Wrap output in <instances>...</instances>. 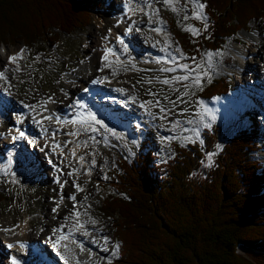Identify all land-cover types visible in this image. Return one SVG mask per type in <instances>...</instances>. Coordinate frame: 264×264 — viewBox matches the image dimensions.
<instances>
[{
	"label": "trees",
	"instance_id": "1",
	"mask_svg": "<svg viewBox=\"0 0 264 264\" xmlns=\"http://www.w3.org/2000/svg\"><path fill=\"white\" fill-rule=\"evenodd\" d=\"M208 32L183 34L169 22L188 57L222 53L225 45L251 24L264 22V0H202ZM97 0H0V46L17 42L30 50L40 43L53 48L60 35L85 31ZM202 28L201 23H197ZM44 48L39 50L43 54ZM191 60V59H190ZM231 86L211 78L200 99L211 101ZM237 132L206 167L207 154L220 144L222 129L212 125L198 143L176 145L167 163L151 150L132 162H118L115 182L102 208L115 222L119 257L113 264H264V167L253 154L264 143L257 122ZM202 161L204 163H202ZM8 199L0 191V205ZM254 252L251 257L238 248Z\"/></svg>",
	"mask_w": 264,
	"mask_h": 264
},
{
	"label": "rangeland",
	"instance_id": "2",
	"mask_svg": "<svg viewBox=\"0 0 264 264\" xmlns=\"http://www.w3.org/2000/svg\"><path fill=\"white\" fill-rule=\"evenodd\" d=\"M97 1L101 4L98 8H94L95 11L91 13L90 26L85 31H75L70 36L63 34L60 35V42L53 48L45 47L42 43H40V45L30 50L23 44V42H17L12 46H0V52L4 53V58H7L6 52H4L7 49L15 52L19 50L22 45H24V49L26 50L24 58L18 61L20 70L15 71V65H13L9 71L11 78L10 90H12L14 96L17 97L16 101L18 105H20L21 102H24L27 106L43 108L44 106L46 107L47 105H51L55 98L58 102L56 104L57 106H66L69 110L72 109L71 105L75 101L73 98L68 101L69 94H67V90H72V86H67V79L73 78L74 75L83 67L90 65L95 52L97 49L100 50L98 41L101 42L103 46L105 44L103 42L105 41V38L107 37L111 39L110 36L113 35L121 25H123L122 23L125 22L124 15L121 14L117 0ZM153 1L156 0H152V2ZM158 1L160 6H162V12H164L165 20L168 22H174L179 32L192 35L191 31H185V28L189 25L199 29L197 23H201L200 21L192 18L188 20L183 19L185 15L184 0H179V3L175 4V12L171 10V7H166L162 0ZM158 7L159 6L152 3L153 10H151V19L158 18L157 16L159 12L156 11ZM187 8L190 9L191 5H187ZM142 17L146 20L139 19L138 22L142 25L139 28L140 30L138 31V36L136 38L140 40V43L144 47L151 46L155 49L159 48L158 44L153 43V33L155 32L151 30L154 29V25H152L153 21L149 20V16ZM162 21L158 19L157 23L159 22L162 26L170 28V30L167 31L168 33L164 35L174 37L172 28L166 23V21ZM102 26L104 28H102ZM250 29V32H240L238 36L229 43L241 47L240 51L243 52V44L245 43L243 38L257 35L260 40L255 43L253 47L257 45L258 49L261 48L260 53L264 60V48L261 47L264 43V22L262 21L259 24L252 23ZM173 40L174 50H167L172 46L170 39L165 42V45H163L164 50H160L161 52L165 51L164 53L167 54L165 60H168L169 64H166L165 66H160L159 64H142L138 65V68H135L134 71L129 74L122 73L124 68L118 67L117 69L120 71L118 77L110 79L112 78V71H108L106 72V75L109 76V79L103 78L104 81L107 80L105 85L108 82H112L113 85L122 86L125 90H127V93L132 92L136 94L139 100L137 106H135L139 109L137 113H141V105H144L146 109L144 117L146 116L149 118V112L152 113L151 117H153V120H156L158 124H162L160 128L159 125H154L161 129L160 132L151 125L149 132H147L148 134L146 133L141 135L139 124H135L136 127L130 131L131 129L125 130L118 128L120 126H129V124L125 121L116 123L118 127L115 124L111 125L107 121L108 125L106 126L111 129L114 128V131L117 132L120 137H123L120 139L112 136L108 132H105L100 127H95L97 131L94 136L89 137L88 139H86V137L84 138L87 145L84 153L86 152L85 155L89 157V159L95 161V164H93V162L91 163L92 166L95 167V172L89 175L86 174L83 178L84 180L77 179L75 177L74 173L76 171L73 172L69 170L72 166L66 168L67 177L63 180L61 178L60 169L55 165L49 164L51 163V160L48 159L49 157H44L45 154L42 153L46 148L44 145H38L37 148L39 149L36 152L26 150V153H20V156L14 157L15 161L20 163L16 167L5 166L4 164L3 167L2 164H0V191H2L8 199L0 205V222H4L5 220L8 222L10 219L11 226L9 229L14 228L15 231L19 233L18 238L20 241L30 242V238L34 233L39 238H36L33 241L37 246H40L45 238L44 235L47 233L45 232L44 235H39L38 232H40L43 228H47L49 231H52L55 227H59L60 223L66 221L65 218L70 217L71 214L73 215L74 211L77 212L73 209V206L74 204L76 206L78 201L74 202V200L68 199V197L75 196L76 194L83 192L80 198L82 201L87 200L86 203L88 202V204L86 207L89 208L91 215L94 216L92 217L91 215L86 214L87 219L92 223L95 222L93 223L94 225H99L100 227L98 229H101L104 236L109 238V243H104L102 247L106 248L105 246H110V248H107V252L103 251L106 255V257L103 256L105 261L104 264H108L109 260H111L113 264V262L118 259L117 257L112 256V252L115 251L113 246L116 244V221L113 218H108L106 214L102 213V208L104 207L103 201L108 195H116V192L114 188H111V185L115 182V172H113V170L118 162H132L142 151L148 152L142 149L143 144L146 149L151 150L157 157V163L169 162L174 156L173 149L176 145H180L182 147H187L190 144L192 145V143H189L184 146L180 137H195V131H192L194 128L193 125L187 127L189 131L178 133L176 138L172 141H164V139H162L161 132L163 130H168L171 123L176 122V119H179L181 122H186L189 119H196L198 124L195 127L200 129L201 139H203V132L208 129L203 127V125L211 124V126H219L222 129L220 145L223 146L237 132L250 128V126H254L250 122V116H252L253 120L257 122V127L261 133V141L264 143V106H258L255 103L243 102L242 105L240 104V106L236 109L234 108V110L233 108H230L224 111L212 110L206 112L205 101L201 100L199 97L203 89L208 84L207 80L203 81L202 88H193L190 84L189 89H185L181 83L171 82L173 77L185 74L179 71L177 65L171 61V57H176L179 63L189 64L195 67L193 62L182 53L178 46V42L174 38ZM93 41L97 49L92 48L94 46ZM249 46L250 45L248 43L246 46L248 50L247 58L251 59L252 64L244 62L242 70L237 68V65L241 62L239 57L230 56L233 59L231 58L232 60L229 59L225 62L228 57L225 52V47L222 55L212 57L211 68H209V56L207 55L209 52H201L200 58L196 59V62L211 78H226L231 86V93L245 92L247 90L244 86L250 81V76L246 73H249L248 69H251L250 66L253 65L256 70H258V74H262L264 72V64L262 62L257 63L261 60V58H258V61L254 60L256 57L251 54L252 49L254 48L252 47L250 49ZM42 48H44L45 52L40 54L39 50ZM177 49H179V51H177ZM172 67H176L177 70L172 72L160 71L162 68ZM94 70L97 71L96 68ZM225 71H228V73L226 74ZM165 79H168L170 83L167 85L163 84L162 81ZM244 79L246 80L244 81ZM145 80H151V83H146ZM237 81H240V83ZM243 81L244 84H242ZM10 84L6 82L5 86L7 87ZM185 91H189L190 94L184 96L185 102L181 103L179 98ZM149 92L154 93L155 95H150ZM133 96L135 98V95ZM51 97H53V99ZM165 97H167V99H165ZM74 98L78 99V97ZM216 99H214V101H216ZM157 100H159V104L156 103ZM169 100L177 101L175 108H173V105L169 103ZM24 104L21 103V105ZM161 108L170 110L165 119H160L161 116H164V113L160 112ZM184 109L187 111L184 112V114H181ZM0 112V156H6L7 152L8 154L15 152H10L8 150L15 145L14 141H12V144L10 142L12 139L11 135H14L18 131L15 130L14 122L17 111H15V108L11 106L9 102L6 104L0 102ZM203 113H205V116H203ZM213 115L215 116V120L211 119V116ZM31 123L33 124L32 120ZM119 131L121 133L123 132V134ZM141 133L144 132L142 131ZM133 141H135V143H133ZM27 145L30 147L29 142ZM58 146L59 145L56 147ZM28 156L30 157L29 159L26 158ZM63 156L64 155H62V157ZM253 156L254 160L259 161L261 166L264 167V146H262L259 152L253 154ZM77 185H79L82 190L78 191L76 187ZM67 187L70 188L69 194L64 193V189ZM85 191L87 192L84 193ZM65 201L72 203L67 208V215L60 218L58 212L63 211ZM54 208L57 209L56 212H53ZM94 211L96 216L94 215ZM33 220L37 222L35 226L30 225V221ZM57 220L61 222L57 223ZM51 222L52 225L54 224L52 229L49 227ZM104 230L106 231L104 232ZM20 231H22V233ZM7 235H10L8 234V231L0 229V259H6L7 248L5 245L7 246ZM111 235L113 236V242L111 241ZM42 249L49 257L53 258L54 254L52 252L47 250L45 247H42ZM238 249L239 253L246 257H251V255L254 254V252L249 251L246 248L241 247ZM1 250L5 253H1ZM0 263L2 262L0 261Z\"/></svg>",
	"mask_w": 264,
	"mask_h": 264
},
{
	"label": "bare ground",
	"instance_id": "3",
	"mask_svg": "<svg viewBox=\"0 0 264 264\" xmlns=\"http://www.w3.org/2000/svg\"><path fill=\"white\" fill-rule=\"evenodd\" d=\"M126 0H117V4L119 9L121 10V13L125 14V22L122 23L123 25H121L118 30L115 31V33L113 35H111V39L110 38H105V41H103L104 45L102 46V43L98 41L99 43V49H97V47L94 45V41H93V49H97V51L95 52V55L93 56V59L91 61V64L88 66L83 67L78 73H76L74 75L73 78L67 79V86H72V90H67V94H69V100L71 98H73L74 101L77 100V98L75 99L74 97H81L83 98L82 100H80L81 103H85L86 105L89 106V108L95 112L97 115L101 114V120L105 125L107 124V121L111 124V125H116V123L120 122L121 119V115L116 113L113 109H107L104 110L103 106L101 104L98 103V101L96 102L90 95V91L92 89H94L95 87L89 86V84H91L93 81L97 80V84L99 87H103V89H105L106 91H112L113 94V98L115 100L120 101L121 103H123L124 106V111H123V117H126L124 115H128L130 120H137L139 119V121H136L135 123H133V121H128L127 123L129 124V126L126 125L125 126H120L117 127L118 128H122V129H128L130 131L133 130L135 126V124H139L140 125V134H146L147 132H149L150 130V126L152 125V127L156 128L159 132L161 129H159L162 124H158V122H156V120H153V117H151V115L149 116V119H147V117H144V114L146 112L145 107H143L141 109V113L138 114L137 111H139L137 106L138 103V97L136 94L134 93H120L119 89L123 88L120 85H113L112 82H108L105 85L104 79H109V76L106 75V72L108 71H112L111 77L110 79L116 78L119 76V70L117 69L118 67H123L124 71H122V73H131L134 71L135 68H138V65H142V64H151V65H163L165 66L166 64L169 63H164L165 61V57H167V54L164 52H161L160 50L163 49V47L157 48L155 49L154 47H144L141 43L140 40L137 39L136 37L138 36V34H136V36L134 37L135 39H133L132 42H125L126 45H128V51L125 52L123 49V45H121L118 40L117 37H124V36H128L130 34L134 33V27H137V22L139 21V19H143L146 20L145 18H143L142 16H149L148 14H151V10H153L152 8V3L155 4L158 7V19L159 20H165V15L164 12H162V6H160L159 1H153L152 0H132V6L134 7L133 10H129V9H123L122 6L123 2ZM143 4L144 8L138 9V7ZM151 4V7H148V5ZM155 19V18H154ZM154 19H151V21H153ZM133 22H135L133 24ZM164 22V21H162ZM102 28H104L102 26ZM129 28H132V31H128ZM154 28H161L162 31L160 33L154 32V40L153 43H160L162 45H165L166 41L170 42L174 41L173 40V36L170 37H164L162 35L166 34L167 31H169V28L162 26V24H155ZM124 33V34H122ZM244 40V46H243V52L240 51L239 46L237 45H232L230 43L225 45V52L228 55V57L226 58L225 62H227V59L230 58V56L232 57H239L241 60V64L239 63L237 65V68H239L240 70H242L243 68V63L247 62V64H252L251 59H248L247 54H248V50H247V44L249 43V47L250 49L253 47V45L255 43H257L260 38L257 35H253V36H249V37H245L243 38ZM259 44V43H258ZM242 45V44H240ZM25 48L24 45H22L20 47L21 48ZM91 47V46H90ZM116 47V51H114L116 53V57H119V59L117 60L116 57H113L112 55L109 54L108 56V60L107 61H102V57L105 55V51L107 48H113ZM262 48H264V43L261 46ZM154 48V49H153ZM254 49H252L251 54L254 55L256 58L254 60L258 61V58H261V60L257 63L262 62L264 64V60L261 57V53H260V49H258L257 45L253 47ZM19 49V50H20ZM19 50L13 52L9 49L5 50L4 52H6V56L7 58H4V53L0 52V68H3V66L5 64L8 63V57L10 55L16 54L19 52ZM169 51L174 50V44L172 42V46L171 48L167 49ZM262 51V50H261ZM159 60L160 62L157 63L156 61ZM104 64H107L108 67H104ZM13 66V64H8L9 69H11ZM104 67L103 71H98V69ZM247 67V66H246ZM97 69V71H95L94 69ZM250 68L254 71V73H258V70H256V68L251 65ZM250 69V70H251ZM115 73V74H113ZM9 76V80L7 81V83L10 84L11 82V78H10V74L9 72L6 74ZM104 81V82H103ZM111 81V80H110ZM6 81L3 79H0V92H1V97H0V102H3V104L6 103H10L11 106H13L15 108V111H17V115H16V119H14V122L16 123L15 126V130H18L17 133H15L12 136L11 139V144L12 141H14V144L12 148H10L8 151H15V152H11L10 154H8L6 156H0L2 158H0V164H7V166H17L18 164L15 162V155L16 153H18V149H20L21 153L24 152L22 151V144H20V142L17 140V135L19 134L20 131H24L23 127L27 126L28 128V132L27 134L24 136V141L25 142H29L30 143V147H29V151L31 150H35L36 148L33 149L34 144H39V145H44L46 146L45 150L42 152L45 158H47L48 156L50 157L51 163L52 165L57 166L60 169V173H61V178L63 180L66 179L67 175H66V168L69 166H72L71 171H76L75 177L77 179H83L86 174H92L95 172L94 168L92 166V162L93 160L89 159V157H87L84 153V150L86 149V143H85V137L86 139H88L89 137L94 136L95 132L92 131H84L81 124L80 123H73V121L76 120V109L72 107L71 110H69L66 106H57L56 104L58 103L56 101V99L54 98V101L51 105H47L46 107L44 106L43 108H37V107H26L27 105H18L17 104V97L14 96L12 90H10V86H5ZM264 86V84H262ZM87 88L88 91L87 93L84 91V89ZM102 91V90H100ZM135 95V98L134 96ZM53 99V97H51ZM216 99V98H215ZM66 101V102H68ZM212 101V100H211ZM205 101V105H206V110L208 111H212V110H228L230 108H234L236 109L238 106H240V104H242L244 101H247V99L244 97L243 92L241 93H234L228 96H223V97H219L216 99V101ZM1 115V112H0ZM203 116H205V113H203ZM45 117H51L50 119H45ZM28 118H29V122H28ZM31 120L33 121V124L31 123ZM194 121H196V119H193ZM40 121H42V123H40ZM122 121V120H121ZM176 121H179V119H176ZM150 122V123H149ZM181 122V121H180ZM149 123V124H148ZM164 124V123H163ZM174 123H171V126L169 127L168 130H163L161 132V137H169V136H173L176 137L178 133L183 132L185 128L190 127L191 125L187 124L185 121L181 122L179 127H173ZM198 124V123H197ZM196 124V125H197ZM154 125H159V128H157ZM195 125V126H196ZM93 128L95 127H99V125L96 126V124L92 125ZM194 127V126H193ZM5 130V129H4ZM114 130V128H113ZM183 130V131H181ZM41 131V132H40ZM144 133H141V132ZM37 132L38 135L44 134L46 138H48L47 140H40L39 136L35 135ZM71 132H75L77 133V135H69L68 133ZM120 132V131H119ZM41 133V134H40ZM53 133L55 135H53ZM121 133V132H120ZM123 134V132L121 133ZM148 134V133H147ZM13 137H15V139H13ZM8 138V137H6ZM84 142V144L86 145H80L79 148H77V143L78 142ZM164 141H166L164 139ZM49 143V144H48ZM24 144V143H23ZM55 147H54V145ZM57 145H59L58 147H56ZM39 149V148H37ZM28 150V149H27ZM62 155H64L62 157ZM29 159V157H26ZM79 162H75L74 159H76ZM97 158V157H96ZM38 159V158H37ZM2 160V161H1ZM75 162V163H74ZM80 162H83L84 168L79 164ZM63 164V165H62ZM4 167V166H3ZM89 178V177H88ZM86 179V178H85ZM84 180V179H83ZM70 188H66L64 189V193L69 194ZM87 191H85L84 193H86ZM83 193V192H82ZM76 194L75 195V201H78V203L76 204L75 208H73L74 210L78 211L79 213V219L77 220L75 215H72L70 217H68L66 219V221H64L63 223H60L59 227H63L64 231L67 230H76L77 233L76 235V239H77V243H81L84 246V251L81 252V249L77 247V244H73L70 242L67 243L68 245V249H70L71 251H66L65 248L63 246L59 247V249L56 248L58 255L59 256V262L54 261V259L48 257V255L42 250V246H45V244L49 243H54L60 236V233L57 232L55 234H53V231H49L47 228H43L39 233V235H44V233L46 232L47 234L44 235L45 238L41 243V247L40 246H34V241L36 238L38 239L39 237H37L36 234H32L31 236V243H32V247L34 249H36L37 253L34 255V257L31 255V257L26 256L28 254H30V250H21L17 247H14L12 249V255L10 256V258H2L0 259V261L2 263L0 264H13V260L16 261V264H38L41 262V264H65V260L64 257L67 256L68 257V264H77V259L82 262H87V264H104V258L103 256L106 257L105 253L103 251H101V248L104 245L103 239L102 237L104 236L103 232L101 229H98L100 226L99 225H94L90 220L87 219L86 214L91 215V212L89 210V208H87V204L86 201H82L81 194ZM83 198V197H82ZM72 202H64V209L63 211H59L58 215L60 218H63V216L67 215V208L69 205H71ZM74 204V203H73ZM75 205V204H74ZM89 206V205H88ZM62 210V209H61ZM104 214H106L105 212H102ZM94 215L96 216V213L94 211ZM107 215V214H106ZM92 216V215H91ZM94 217V216H92ZM61 221L57 220V223H59ZM102 222V221H100ZM36 221H30V225L35 226L36 225ZM44 223V222H43ZM56 223V224H57ZM42 224V222H41ZM0 229H4L7 228L9 229V227L11 226V220L9 219L8 222H6V220L3 222H0ZM46 225V224H44ZM79 225H83V227H79ZM54 226V224L52 225V222L50 224V229H52ZM48 227V228H49ZM23 228V227H22ZM56 228V227H55ZM14 229V228H11ZM26 231V230H25ZM106 230H104L105 232ZM13 231H8L7 235V239H6V243L7 246L11 245V244H15V243H24L27 241H20L19 240V233H17L14 229ZM22 233V231H20ZM88 233V235H86L85 233ZM12 233V234H11ZM20 233V234H21ZM25 233V232H24ZM52 236V239L49 240L48 237ZM85 237L88 238V242L84 243L82 241V239ZM18 238V239H17ZM113 236L111 235V241L113 242ZM23 239V238H22ZM81 239V240H80ZM6 246V245H5ZM106 248H110V246H105ZM49 248L52 250L53 248L49 245ZM48 250V249H47ZM66 251V252H64ZM3 251L1 250V253ZM5 253V252H3ZM44 254V257L40 258V254ZM92 255V256H91ZM76 257V259H73L72 257ZM94 258V261H93Z\"/></svg>",
	"mask_w": 264,
	"mask_h": 264
},
{
	"label": "snow or ice",
	"instance_id": "4",
	"mask_svg": "<svg viewBox=\"0 0 264 264\" xmlns=\"http://www.w3.org/2000/svg\"><path fill=\"white\" fill-rule=\"evenodd\" d=\"M162 2L166 7H171V10L173 12H175L176 11L175 4L179 3V0H162ZM189 4L191 5L190 9L187 8V5H189ZM148 7H151V4H149ZM184 8H185V15L183 17L184 20H188V19L192 18V19L200 21L202 24V28H199V29L194 28L191 25H189L185 28V31H191L192 35H194V36L200 35L201 32H208L209 23H208V18L205 15V11H204L207 8L206 2H202V0H184ZM156 11L158 12L159 10L157 9ZM148 15H149V20H151V14H148ZM134 23L135 22H133V24ZM136 30L139 31L140 29L137 28ZM151 30H153L157 33H160L162 31L161 28H154ZM128 31H132V28H129ZM117 40L121 45H123L124 51L127 52L128 45L125 44L124 40L121 39L120 37H117ZM25 51L26 50L22 47L18 53L10 55L8 57V63L5 64L3 66V68H0V79L5 80L6 82L9 80V76L6 75L10 71L8 64L15 65V71L20 70L19 65H18V61L22 60L24 58ZM177 51H179V49H177ZM109 54L112 55L113 57H116V53L111 48H107L105 51V55L102 57V61H107ZM207 55L209 56V68H211L212 67V57L216 56V55H222V53H208ZM181 56H182V54H181ZM116 59L118 60L119 57H116ZM189 59H191V61L195 65V67H193L192 65H189V64L179 63V61L177 60L176 57H171V61L177 65L179 71L185 73L184 75H178V76L173 77L171 82L172 83H181V84H183L185 89H189L190 84L193 88H202L203 87V81L207 80V82H211V77L208 76L207 72H205L203 69L200 68V65L196 62V57H190ZM156 62L159 63L160 61L157 60ZM168 62H169L168 60L164 61V63H168ZM104 67H108V65L104 64ZM104 67L98 69V71H103ZM176 70H177L176 67L160 69V71H165V72H172V71H176ZM113 74H115V73H113ZM148 83L150 84L151 80H149ZM162 83L167 85L170 83V81L168 79H165L162 81ZM84 91L87 92L88 89L85 88ZM119 91L123 92L124 90L120 89ZM149 94L155 95L154 93H151V92H149ZM189 94H190L189 91H185L179 98L180 102L184 103L185 102L184 96H187ZM81 99L82 98H78L71 105V107L76 109V112H75L76 120L73 121V123H80L84 131L90 130L92 132L97 131L96 128L92 127L93 124H96V125H99V127L101 129H103L105 132L110 133L112 136L120 138V139L123 138V137H120L118 135V133L115 132L113 129L107 127L102 122L101 119H97V114L95 112H93L89 108L88 105H86L85 103H81L80 102ZM165 99H167V97H165ZM149 103H151V102H149ZM156 103L159 104V100H157ZM169 103H171L173 105V108H175L177 105V101H175V100H169ZM26 107H31V106H26ZM141 107L143 108L144 105H141ZM169 111L170 110H166L164 108H161L160 112L164 113V116H161L160 119H165L167 117ZM186 111H187L186 109L182 110L181 114H184V112H186ZM207 111L208 110H206V112ZM149 115H152V113L149 112ZM50 118L51 117H45V119H50ZM211 119L215 120V116L214 115L211 116ZM40 123H42V121H40ZM186 123L194 126L192 131H195V137H193V136H181L180 140H181L182 144L184 146H186L189 143H192V144L198 143L201 150H203L204 145H205V141L203 139H201L200 129L195 127V125L197 124V121L189 119L186 121ZM180 124H181L180 121H176L173 124V127L174 128L179 127ZM203 127L210 128L211 124H205V125H203ZM184 131H189V129L185 128ZM19 134L21 137L25 136V133L23 131H20ZM68 134L69 135H77V133H75V132H71ZM53 135H55V134L53 133ZM175 138L176 137L169 136V137H163L162 139L172 141ZM13 139H15V137H13ZM133 143H135V141H133ZM222 150H223L222 145H220V144L215 145V151L210 153V154H207V156H206L207 164L205 166L206 167H213L214 166L213 157L218 155L219 152ZM202 163H204V162L202 161ZM93 164H95V161H93ZM105 178H107V177H105ZM76 187H77L78 191L82 190V189H80L79 185H77ZM68 199L75 200V196H70V197H68ZM73 208H75V205L73 206ZM56 211H57V209L54 208L53 212H56ZM73 215L76 216L77 220L79 219V213L78 212L74 211ZM65 219H67V218H65ZM93 223H95V222H93ZM79 227L82 228L83 225H79ZM5 231H14V229H5ZM52 231H53V234H55L57 232L60 233L59 238L53 243V247L59 249L60 246H63L66 251H71L70 249H68V245L66 242H68L70 240L72 233L70 232L67 236L64 235L63 234V227L54 228ZM85 234L88 235L87 232ZM48 239L51 240L52 236H49ZM102 239H103L105 244L109 243V238L107 236H103ZM70 242L73 244H77V247L81 249V252H83L85 250L83 244L77 243V241H75V240H70ZM8 247H12V245H8ZM21 247H24V245H21ZM113 247L115 248V251L112 252V256L118 257L120 245L117 243ZM101 251L107 252L108 249L107 248H101ZM72 258L76 259V257H74V256ZM64 260H65V264H68V257L67 256L64 257ZM13 264H16L15 260H13ZM77 264H82V262H80L77 259ZM83 264H87V262H83ZM108 264H112V261L109 260Z\"/></svg>",
	"mask_w": 264,
	"mask_h": 264
}]
</instances>
